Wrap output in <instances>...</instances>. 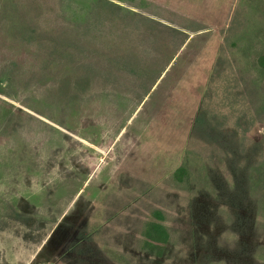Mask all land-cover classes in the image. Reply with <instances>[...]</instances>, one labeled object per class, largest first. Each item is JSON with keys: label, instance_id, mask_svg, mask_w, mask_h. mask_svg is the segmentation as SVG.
I'll list each match as a JSON object with an SVG mask.
<instances>
[{"label": "rangeland", "instance_id": "obj_1", "mask_svg": "<svg viewBox=\"0 0 264 264\" xmlns=\"http://www.w3.org/2000/svg\"><path fill=\"white\" fill-rule=\"evenodd\" d=\"M263 57L264 0H0V264H264Z\"/></svg>", "mask_w": 264, "mask_h": 264}, {"label": "trees", "instance_id": "obj_2", "mask_svg": "<svg viewBox=\"0 0 264 264\" xmlns=\"http://www.w3.org/2000/svg\"><path fill=\"white\" fill-rule=\"evenodd\" d=\"M260 65L264 67V57L260 59ZM166 238L165 230L160 224L153 223L145 233V246L153 249L164 243Z\"/></svg>", "mask_w": 264, "mask_h": 264}]
</instances>
